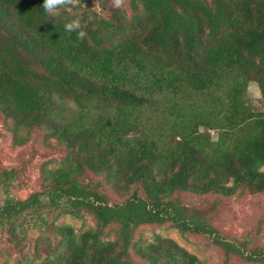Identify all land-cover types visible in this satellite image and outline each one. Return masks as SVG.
Returning <instances> with one entry per match:
<instances>
[{
  "label": "trees",
  "instance_id": "obj_1",
  "mask_svg": "<svg viewBox=\"0 0 264 264\" xmlns=\"http://www.w3.org/2000/svg\"><path fill=\"white\" fill-rule=\"evenodd\" d=\"M100 1L49 15L43 0H0L12 144L39 130L65 151L26 199L13 195L19 172L0 170L16 264H204L171 238L138 235L165 226L206 238L226 263L264 264V248L213 222L220 199L264 194V110L249 97L255 82L264 104V0H129L108 15ZM78 18L83 41L65 31ZM181 193L216 201L196 207ZM85 214L95 225L81 233L60 222Z\"/></svg>",
  "mask_w": 264,
  "mask_h": 264
},
{
  "label": "rangeland",
  "instance_id": "obj_2",
  "mask_svg": "<svg viewBox=\"0 0 264 264\" xmlns=\"http://www.w3.org/2000/svg\"><path fill=\"white\" fill-rule=\"evenodd\" d=\"M102 5L98 6L103 15L111 14L116 10L112 6V0H101ZM123 12H129V0H125ZM249 97L253 104L260 110H264L259 88L256 83H251ZM65 151L53 140H47L43 131H34L31 141L23 147H14L12 144V133L8 130L5 119L0 115V170L16 169L19 172L18 187L13 189V195L19 199H26L30 194L40 190L42 186V168L47 166L55 168L64 157ZM92 179L98 180L93 174ZM110 201L121 200L107 187ZM182 202L202 207V202L216 201V197L199 198L186 193L178 194ZM1 200V199H0ZM218 203V201H217ZM220 206L214 217V225L229 237L241 239L250 237L253 244L264 248V194L256 196H245L241 198H224L219 200ZM61 223H66L75 228L78 233L95 225L94 218L85 214L82 219L71 215L62 216ZM175 240L185 247L189 252L197 255L204 264H250L239 258H233L229 262L224 261V255L216 247L212 246L206 238L193 235H182L178 230L168 227H144L138 231V235L147 240H152L154 235ZM28 241L23 253L31 255L34 242L38 237L37 231L29 233ZM21 252L11 242L8 235L0 229V264H16L21 258ZM255 264V263H252Z\"/></svg>",
  "mask_w": 264,
  "mask_h": 264
},
{
  "label": "clouds",
  "instance_id": "obj_3",
  "mask_svg": "<svg viewBox=\"0 0 264 264\" xmlns=\"http://www.w3.org/2000/svg\"><path fill=\"white\" fill-rule=\"evenodd\" d=\"M81 3V0H43L42 8L44 11L49 14L53 15L55 14L59 9H71L77 7ZM86 7V5H84ZM112 6L114 8H122L125 6V0H112ZM65 31L66 32H76L77 38L81 41H83L87 37V33L82 30V24L81 20L74 19L71 22H67L65 24ZM253 84L255 82H252ZM249 87H252V84L249 85ZM258 88V85H256ZM260 171H264V169H260Z\"/></svg>",
  "mask_w": 264,
  "mask_h": 264
}]
</instances>
